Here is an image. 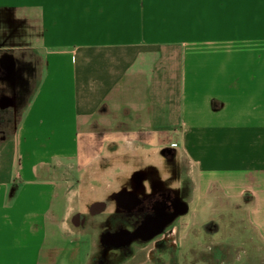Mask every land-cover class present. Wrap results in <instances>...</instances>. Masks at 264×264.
I'll list each match as a JSON object with an SVG mask.
<instances>
[{"label":"crops","instance_id":"crops-1","mask_svg":"<svg viewBox=\"0 0 264 264\" xmlns=\"http://www.w3.org/2000/svg\"><path fill=\"white\" fill-rule=\"evenodd\" d=\"M151 137L264 246V0H0V264H93V169Z\"/></svg>","mask_w":264,"mask_h":264},{"label":"rangeland","instance_id":"rangeland-1","mask_svg":"<svg viewBox=\"0 0 264 264\" xmlns=\"http://www.w3.org/2000/svg\"><path fill=\"white\" fill-rule=\"evenodd\" d=\"M151 140L152 137L144 145L143 143H139L137 145L138 151L128 150L127 152H122L121 155L119 153H111L107 156L106 160L112 162V165L116 168L93 169L94 171H103V173L94 174L96 177L94 180L90 178V183H92L91 187L95 185L96 189L93 192L87 193L86 197L90 199H94L95 197L105 198L111 192H119L122 187L128 185L135 173L149 168L155 170V179H158L157 181H159L160 187L169 189L182 196L184 192L183 178H185L188 194L191 179L187 176L189 169L184 166L182 151L173 146L160 147L159 150L155 151L156 149H152L151 147L153 144H151ZM142 147L143 149H141ZM16 155L18 157L17 152ZM13 167L12 170L16 173L19 170L18 164ZM105 171L106 173H104ZM112 171H118L119 174L114 175ZM90 175L93 174L90 173ZM76 176L77 171L74 169L71 172V184L66 186H77V181H75L77 179ZM58 186L59 191L65 188V184ZM50 191L52 190L50 189ZM209 203V199L199 197L194 201H190L187 218L190 217L192 222L191 227L184 230L183 228L187 227L184 224L186 225L187 223L183 220L179 224H176L177 227H180V224L184 226L176 236L178 248L176 247L175 249H170V251H160L158 254H153L163 256L171 255L177 258L188 256L192 261L201 256L213 254L224 257V260L229 263L235 262L236 259L234 258L240 256L242 259H240L241 262H246L248 259H251L254 263L260 264L261 257L264 256L263 245L258 241L257 234L248 226L244 213L230 210L227 214H222L217 209L210 207L211 204ZM195 210H197L196 215H194ZM112 215L113 203H109L107 211L89 218L88 226L94 232L96 240L97 257L93 264H106L104 259L105 247L101 243L100 238L105 227V222L109 219L108 216ZM216 225H218L217 229L215 228ZM216 246L218 248H215ZM151 247V244L145 243L142 246L133 247L125 254L119 250H114L109 255L107 264H138L146 260L147 256L151 255ZM216 250H218L217 253L211 252ZM125 255L126 258L128 256L130 257L129 260L124 258Z\"/></svg>","mask_w":264,"mask_h":264},{"label":"flooded vegetation","instance_id":"flooded-vegetation-1","mask_svg":"<svg viewBox=\"0 0 264 264\" xmlns=\"http://www.w3.org/2000/svg\"><path fill=\"white\" fill-rule=\"evenodd\" d=\"M155 178L156 173L154 169L140 170L132 176L127 186L121 188L119 194L107 199L104 209L99 208L97 204L89 208L88 217L90 218L104 213L108 209V204L113 203V215L108 216L109 219L105 222L103 233L109 231L133 233L137 231L135 236L131 238L129 236V238L127 237V239L122 240L119 248L109 249L108 245H104L106 264L108 263L109 255L114 250H119L125 254L133 247H139L145 243L152 245L150 250L151 255L138 264H256L251 259L241 262L240 256L234 258L236 259L235 262L229 263L224 260V257L213 254L201 256L194 261L188 256L177 258L171 255H156L160 251L164 252L176 247L178 248L176 236L182 227L187 226L183 228L184 230L190 228L192 222L190 217L187 218L188 212H185L187 206L185 202L187 197L186 179L183 178L184 192L182 196L169 189L160 187L158 179L156 180ZM182 220L187 224H184V226L180 224V227H177L176 224H179ZM84 221L85 217L81 219L82 223ZM215 228L217 229L218 225ZM101 238L100 241L103 244ZM210 248L212 249V247ZM215 248H218V246ZM211 252L217 253L218 250ZM124 258H126V255ZM129 258L128 256L126 259L129 260ZM260 264H264V256L261 257Z\"/></svg>","mask_w":264,"mask_h":264},{"label":"water","instance_id":"water-1","mask_svg":"<svg viewBox=\"0 0 264 264\" xmlns=\"http://www.w3.org/2000/svg\"><path fill=\"white\" fill-rule=\"evenodd\" d=\"M120 193V192H119ZM118 193V194H119ZM189 210V205L187 204L186 206V210L185 212H188ZM161 232V231H159ZM128 234V236H127ZM137 234V231H134L133 233L132 232H123V231H120V232H105L102 234V242H103V245H108V248L111 249V248H119L121 246V242L122 240L124 239H127V237L130 238L132 236H135ZM150 239V238H148Z\"/></svg>","mask_w":264,"mask_h":264}]
</instances>
